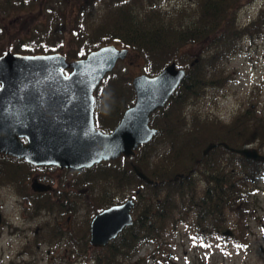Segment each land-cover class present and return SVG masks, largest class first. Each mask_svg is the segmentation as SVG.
<instances>
[{
    "label": "trees",
    "instance_id": "16d2710c",
    "mask_svg": "<svg viewBox=\"0 0 264 264\" xmlns=\"http://www.w3.org/2000/svg\"><path fill=\"white\" fill-rule=\"evenodd\" d=\"M248 1L183 0L165 7L169 0H0V11L6 14L27 8L13 26L0 16V41H4L0 54L7 49L32 54L61 51L67 59H76L113 43L140 56L146 75L157 73L170 61L184 69L170 98L149 115V126L157 129L151 139L138 144L132 155L87 167L83 178L90 188L99 185L94 198L101 208L116 201L110 193L113 187L120 194L117 200L128 195L127 190L134 192L131 224L105 247L90 248L92 264L166 259L165 238L177 224L176 212L177 216L193 214L195 237L204 244L213 235L224 245L246 239L247 216L254 209L249 195L257 178L264 176V159L245 158L230 148L258 144L264 149V114L247 107L222 122L218 117L190 114L186 106L206 88L222 87L226 75L216 68L220 60L234 54L242 38L250 40L263 32L264 7L249 23L238 21V8ZM69 5L76 9L72 14ZM66 23L71 25L69 39L64 37ZM194 42L205 44L198 55L183 51ZM100 80L93 93L94 117L98 129L109 131L135 101L134 89L131 79L116 76L113 68ZM209 142L214 145L203 154ZM133 164L148 180L136 174ZM25 165L16 159L6 163L0 156V181L18 182L27 172ZM48 234L52 239L59 235L56 224ZM143 244L153 247L139 254ZM87 246L78 244L76 254L84 255ZM26 263L35 264L31 258Z\"/></svg>",
    "mask_w": 264,
    "mask_h": 264
},
{
    "label": "water",
    "instance_id": "95a60500",
    "mask_svg": "<svg viewBox=\"0 0 264 264\" xmlns=\"http://www.w3.org/2000/svg\"><path fill=\"white\" fill-rule=\"evenodd\" d=\"M128 50L106 43L76 59H67L61 51L45 54L3 51L0 151L23 157L27 162L52 163L59 168H80L101 159L132 155L135 147L150 140L157 130L149 126V115L170 98L184 77V69L170 61L157 73L133 75L130 82L135 101L124 109L119 123L110 132L99 130L93 122V90L102 76L126 57ZM66 68L69 72L65 73ZM21 136L26 137L25 143L19 139ZM213 145L209 142L202 153ZM230 149L255 161L264 159L253 146ZM132 168L142 180H148L137 164ZM31 187L41 191L52 186L34 178ZM132 205L134 202L128 197L122 203L95 212L89 222V244L105 247L122 228L130 225Z\"/></svg>",
    "mask_w": 264,
    "mask_h": 264
},
{
    "label": "rangeland",
    "instance_id": "374dc122",
    "mask_svg": "<svg viewBox=\"0 0 264 264\" xmlns=\"http://www.w3.org/2000/svg\"><path fill=\"white\" fill-rule=\"evenodd\" d=\"M176 1L183 0H169L163 5L166 7ZM186 1L189 0H184V2ZM262 7H264V0H249L248 3H243L238 8V21L249 23ZM67 10H70V14H72L76 9L69 5ZM26 11L27 8L17 9L6 14L4 10H1L0 16H4L5 20L11 24L10 26H13L16 24L18 14L22 15ZM70 23L65 25L64 37L66 39L72 35L69 30ZM262 31L259 36L257 35L253 39L242 38L238 50L230 57L220 60L216 68L220 74L226 75L222 87L206 88L200 97L193 98V101L187 104V112L190 114L193 112L200 117L207 116L210 119L218 117L222 122L228 121L233 117V114L242 112L247 107H251L257 115L264 114V28ZM26 32L28 33V30ZM3 42L0 41L1 49L4 45ZM204 45L194 42L185 46L183 51H186L187 54L198 55ZM141 60L140 56L128 51L124 59H119L116 62L113 71L116 76L131 78L133 75L143 72ZM248 145L258 149L264 155V149L260 145ZM45 173L54 180L56 186V178H60L59 171L55 168L50 172L45 171ZM11 190L7 187L0 188V209L4 210V220L0 227V264H27L26 262L30 258L34 260L35 264H92L91 257L88 256L90 252H93L90 249L91 246H87L84 255L76 254L78 239L82 238L76 228L83 225L85 219L88 226L87 217L89 220L100 208V204L95 201L94 196H83L82 204L79 196L74 194L75 197L71 204L77 210L73 213H63L61 215L63 219L59 220L60 226L55 222L56 214L52 218L48 213L47 223L41 225L42 232L44 231L45 234L40 237L37 233L34 234L36 219L25 217V214L22 213V205H18L20 202ZM252 190L249 195L251 197L249 203L254 209L247 216L249 229L246 231V239L242 241L243 243L229 240L228 244L224 245L222 240L213 235L209 243L204 244L203 241L197 240L195 237V230L191 226L193 214L188 212L182 217L177 216L178 212H176L173 215L177 219V224L171 230V234L165 238V246L169 252L167 258L158 260V257L156 260L148 258L147 264H264V176L257 178ZM87 191L88 194L94 192L97 196L99 189L96 188L95 192L94 188L93 190L89 188ZM127 192V196L134 195L131 190H127ZM67 214L71 216L69 218L70 226L72 228L75 226L72 230L75 231L76 241L68 235L67 226L64 224ZM53 223L56 224L59 235H55L52 239L48 233H50ZM151 247H153L151 244H143L138 253L145 254Z\"/></svg>",
    "mask_w": 264,
    "mask_h": 264
},
{
    "label": "flooded vegetation",
    "instance_id": "af4514ba",
    "mask_svg": "<svg viewBox=\"0 0 264 264\" xmlns=\"http://www.w3.org/2000/svg\"><path fill=\"white\" fill-rule=\"evenodd\" d=\"M64 72L65 73L69 72V68H66V70H64ZM93 101H94V96H93ZM94 103H95V101H94ZM94 103H93V112L95 114ZM94 114H93V122L95 123L94 126L97 128V126H96L97 123L95 122ZM119 119L117 120V123H119ZM149 122H148V124H149ZM113 126L110 128V130L113 128ZM110 130L108 132H110ZM19 139L23 143L26 142L25 136H21ZM0 156H2L4 158V161H6V163H9L13 159H16L18 161L22 160L26 164L25 170L28 172V174H27V172H25V173L23 172L24 177H21V179L18 182L13 181V179H10L8 181L4 180L2 182L0 181V188L7 187V188L12 189L11 191H12L13 195L20 202V204H18V205H22L21 208L23 210L25 209L24 212L22 210V213L25 214V217L30 218V219H32V218L36 219L35 224L36 223L37 224L34 227L35 228L34 234L37 233L40 237H43L45 234L44 231L42 232L43 227H41V225L47 223V220L49 219L48 213L51 214L52 218H54V215L56 214L55 216L57 218L55 219V222H56V224L59 225V223H60L59 220L63 219V216H61V215H63V213L64 214H66L68 212L73 213L74 211L77 210L75 208V206H73V204H71L72 199H74V197H75L74 194L79 196L80 202L82 204H83V202H82L83 196L84 197L89 196V195L94 196V197L96 196V194L94 192H93V194H88L89 192L87 191V189L90 188V184L86 183V180L83 178V176H85V173H87V171H86L87 167H90V166H81L80 168H78V167L77 168H72V167L71 168H68V167L59 168L58 165L52 164V163H50V164H47V163L34 164L32 162H27L23 157L18 158V157H15L14 155H11V154L7 155V154H5V152H2V151H0ZM118 156H121V155H118ZM112 159H114V158H112ZM101 160H109V159H101ZM99 162H101V161H99ZM94 163H96V162H94ZM55 168L59 171V175H60V178H56V186L54 185V182H53L54 180H52L51 177L47 176V174L45 173V171L50 172L51 170H53ZM34 178L38 181V183L42 182V183L48 184L49 186H52V187L50 189L49 188L41 189V191L35 190L33 187H31V182H32V179H34ZM95 184H96V186H99L97 183H95ZM18 185L20 186L19 188H17ZM96 186L93 187L95 192H96V188H97ZM93 188H90V190H93ZM81 191H84V192H81ZM110 193H114L113 196H111V197L116 198V201H114V204H117L120 202L122 203L128 197L132 199L131 196L126 195V196H124V198L122 200L121 199L117 200V196L119 197L120 194L118 193V190L115 187L112 188V191ZM132 201H133V199H132ZM16 204H17V202H16ZM110 205H108V206H110ZM80 206L83 207V205H80ZM104 207H107V206H104ZM104 207L103 208L100 207L97 211L104 209ZM97 211H95V212H97ZM3 217H4V210L0 209V219H1L0 227L2 226V221L4 220ZM36 217H39V218H36ZM92 217H94V214ZM92 217H90V219H92ZM69 218H71V216H70V214H67L65 221H64V224H65V226H67L66 229L68 230V235L72 236L73 240L76 241V237L74 236L75 231L72 230L75 228V226H73V228L70 226ZM90 219L88 221V227L86 225V219H85L83 225L77 226V228H76L77 232L82 236L81 239H78L79 242L78 241L77 242L79 244L80 243H86L93 248L103 247V246H95L94 247L91 244H89V238H90V236H89V227H90L89 222H90ZM39 242H43V241L39 240Z\"/></svg>",
    "mask_w": 264,
    "mask_h": 264
},
{
    "label": "bare ground",
    "instance_id": "6f19581e",
    "mask_svg": "<svg viewBox=\"0 0 264 264\" xmlns=\"http://www.w3.org/2000/svg\"><path fill=\"white\" fill-rule=\"evenodd\" d=\"M150 121V120H149Z\"/></svg>",
    "mask_w": 264,
    "mask_h": 264
}]
</instances>
